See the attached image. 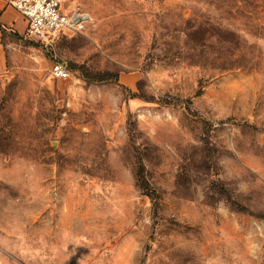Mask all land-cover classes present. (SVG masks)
<instances>
[{
    "label": "rangeland",
    "instance_id": "obj_1",
    "mask_svg": "<svg viewBox=\"0 0 264 264\" xmlns=\"http://www.w3.org/2000/svg\"><path fill=\"white\" fill-rule=\"evenodd\" d=\"M65 6L0 0V264H264V0Z\"/></svg>",
    "mask_w": 264,
    "mask_h": 264
},
{
    "label": "built area",
    "instance_id": "obj_2",
    "mask_svg": "<svg viewBox=\"0 0 264 264\" xmlns=\"http://www.w3.org/2000/svg\"><path fill=\"white\" fill-rule=\"evenodd\" d=\"M6 4L17 9L26 20V34L33 41L51 43L55 34L62 30H76L87 20L84 12L76 9L69 12L65 0H5ZM53 77L69 75L68 69L56 62L52 69Z\"/></svg>",
    "mask_w": 264,
    "mask_h": 264
}]
</instances>
